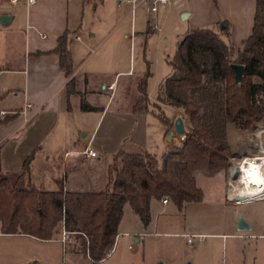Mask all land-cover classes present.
<instances>
[{
	"label": "trees",
	"instance_id": "1",
	"mask_svg": "<svg viewBox=\"0 0 264 264\" xmlns=\"http://www.w3.org/2000/svg\"><path fill=\"white\" fill-rule=\"evenodd\" d=\"M54 52L69 78L68 94H79L69 31L59 37ZM169 63L172 73L161 85L153 108L147 77L138 85L143 98L133 108L152 112L167 128L172 120L163 106L178 108L188 121L182 143L161 157L147 150L116 152L106 187L100 191L66 190L63 176L56 180V189H46L32 180L34 154L20 170H4L0 150V232L49 241L61 229L67 233L66 253L82 254L97 264L114 249L126 204L147 227L154 198H168L180 211L188 203L203 201L197 173L215 177L229 171L237 156L228 139L229 122L249 130L264 121V0H257L252 34L239 47L231 39L228 21L190 28ZM233 64L245 67L240 83ZM81 108L96 110L85 98ZM11 119L0 118V125Z\"/></svg>",
	"mask_w": 264,
	"mask_h": 264
},
{
	"label": "rangeland",
	"instance_id": "2",
	"mask_svg": "<svg viewBox=\"0 0 264 264\" xmlns=\"http://www.w3.org/2000/svg\"><path fill=\"white\" fill-rule=\"evenodd\" d=\"M188 5L187 0H171L168 4L160 5L159 10L153 14L147 3L139 5L133 12L126 0H123L121 8L118 7V0H94L87 5L78 29L87 44L82 46L79 58L84 67L104 71V78H117L119 85L115 92L113 90L112 96L110 92L90 96L89 102L102 108L77 114L73 119L74 129L76 126H84L80 137L85 133L89 137L93 135L95 142L92 146L99 156L92 160V173L77 172L69 175V189L85 190L91 184L89 178L94 177L96 187L104 190L116 144L126 135L133 134L152 140L157 129L162 128V122L152 112L140 111L135 114L132 106L134 107L138 95L141 97L139 101L143 98L138 85L145 77L150 97L149 106L153 108L155 105L161 85L172 73L169 60L175 55L178 42L191 28L192 20L187 17L186 11ZM19 7L26 12L24 0ZM118 72L121 73L117 75ZM100 77L102 76L92 79L94 83L91 80V84L96 87ZM18 94H12L1 101L0 108L21 105L22 97ZM163 110L172 121L181 116L187 128V118L182 112L179 113L178 108L164 105ZM47 123L53 133L49 138L43 136L39 147L31 146L36 138L35 131L28 135L21 132L22 135L20 133L4 147L1 155L4 170H20L24 160L34 153L32 167L43 182L48 175L47 161L58 157L60 150L63 153L77 148L70 139L73 133L68 132L65 119H49ZM43 124L44 122L39 121L37 128L43 129ZM28 125L31 122L26 127ZM172 126L174 127L173 123ZM227 130L229 143L236 150L242 145L233 165L247 155L258 153L260 138H264V121L258 122L249 130L240 129L229 122ZM181 138L184 139V136H179ZM125 140L128 141L127 138ZM172 142L166 145L173 144ZM262 146L264 147L263 143ZM168 147L158 145L156 155L161 157ZM63 172L64 170L61 173ZM232 201L219 218L224 223L223 228L204 227L202 241L197 238L194 244H189L187 237L182 235L185 218L175 208V204L171 203L163 212L155 211L149 227L143 224L130 204H127L114 249L97 264H264V199L241 204ZM241 217L251 223V230L238 229ZM154 223L158 226L155 227ZM124 232L128 234L124 235ZM238 233L248 237L233 235ZM56 237L63 241V230L59 229ZM30 241L31 243L16 242L12 238L0 237V263L24 262L27 256L30 259L28 264H92L82 254L66 253L65 242ZM19 248L23 250V255L18 259L12 256V250Z\"/></svg>",
	"mask_w": 264,
	"mask_h": 264
},
{
	"label": "crops",
	"instance_id": "3",
	"mask_svg": "<svg viewBox=\"0 0 264 264\" xmlns=\"http://www.w3.org/2000/svg\"><path fill=\"white\" fill-rule=\"evenodd\" d=\"M21 1L22 0H19L13 3L11 0H0V15L6 14L13 17L12 21L8 24L0 23V102L12 94L18 96V93H20L22 97L21 105L0 108V111H6L5 115L0 114V118L12 116L9 122L0 125L1 155L4 147L11 140L16 139L21 132L28 135L35 131L36 138L31 146L33 147L36 145L34 147H39V142L43 136L49 138L53 133L52 128L47 126L48 120L65 119L68 132L73 133V135H70V139L74 141V145L77 148L74 150H66L63 153L58 149V157H54L46 163L49 169L48 175L43 179V182L40 179V175L37 174L31 164L32 180L37 185L53 190L57 188L56 180L63 176L66 190L100 191L99 188L96 187V179H94V177L89 178L91 184L90 186L88 185L89 188L85 190H71L67 187V179L70 174L77 172L92 173V160L99 156L92 157L83 152L88 147L95 150L92 146L95 142L93 135L89 137V134L85 133L83 137H80V133L84 131V126H76L75 129L73 127L75 115L95 111L82 110V98H85L89 102V97L97 95L98 93L110 92L112 96L119 85V80L117 78L111 80L104 78L103 76L106 74L104 71L101 72L102 70L93 67H84L79 58L82 46L87 43L81 37L78 29L81 26V21L85 10H87V5L94 0H36V2L31 5L28 4L27 0H24L26 6L25 13L23 8L19 7ZM101 1L106 2L107 0ZM187 1L189 5L186 11H188L187 17L192 20L191 28L208 27L222 21H228L231 25V39L236 47H239L242 42L252 34L257 0ZM122 2L123 0H118V7H122ZM67 31L70 32V50L75 66L74 75L77 79L78 90L80 91L79 94L72 95H69L67 91L69 78L61 67L60 56L54 52V49L58 45L59 37ZM40 33H43L45 37ZM120 73L121 72H118L117 75ZM99 75L102 77H100L101 79L95 87V85L91 84V80L97 79ZM92 81L94 83V80ZM111 83H115L114 92L108 88ZM140 98V95H138L137 99H135L136 103ZM27 103H31L32 107L28 109L25 114L24 110ZM89 103L92 104L91 102ZM92 105L95 106L96 109L102 108L95 104ZM178 111L179 113L181 112L179 109ZM132 112L138 114V112L134 111L133 106ZM26 117H28V121H25ZM39 121L44 122L43 125H45V127L43 129L37 128ZM175 121L176 119H174L172 123L174 124ZM29 122H31V125L26 127ZM172 127L173 126L167 128L163 125L162 128L157 129L152 140L143 138V136L125 134V138L121 139V141L116 144L113 155L120 150H147L156 155L155 151L158 145L169 146L168 150L173 146L180 145L183 138L179 139V136H184L183 134L175 135L172 139L173 142L167 140L168 132ZM126 138L128 141L125 140ZM170 142L173 144L166 145V143ZM262 142L264 145V138ZM230 146L236 154H239L242 150V145H240L238 150L231 144ZM61 164L63 168L60 169L59 166ZM63 170L64 172L61 173ZM233 173L234 165L229 171L221 172L215 177H206L200 172L197 173L198 186L204 191L203 201L188 203L183 211H180L175 205V208H177L185 218L184 232L182 235L198 234L204 236V227H216L218 229L220 228V230L223 228L224 223H222L219 218L225 207H227L230 202H233L227 197V180ZM171 203L172 202L169 201L165 204L163 200L152 199V221L149 225L153 222L154 212L159 210L161 212L165 211ZM154 226L156 227L158 224L154 223ZM125 234L128 233L124 232V235ZM119 235L120 231L118 236ZM233 235L236 237H248L241 233ZM0 237L12 238V241L16 242L31 243L30 240L32 239L39 240L25 234H5L2 232H0ZM49 241H60L63 243V241L58 238ZM22 253L23 250L21 248L12 250V256L15 258L23 255ZM29 261L30 259L26 256L24 262H16L14 264H28Z\"/></svg>",
	"mask_w": 264,
	"mask_h": 264
},
{
	"label": "built area",
	"instance_id": "4",
	"mask_svg": "<svg viewBox=\"0 0 264 264\" xmlns=\"http://www.w3.org/2000/svg\"><path fill=\"white\" fill-rule=\"evenodd\" d=\"M11 1L13 3H16L19 0H11ZM27 1H28V4H30V5L36 2V0H27ZM170 1L171 0H126V2L132 6L133 12H135V10L137 9V7L139 5L147 3L149 11L151 14L156 13L159 10L160 5L168 4ZM40 34L45 37V35L43 33H40ZM108 88L111 90H114L115 89V83H111L108 86ZM31 107H32L31 103H27L26 108L24 110V113L26 114L27 110L30 109ZM0 114L5 115L6 111L2 110V111H0ZM25 121H28V117L25 118ZM258 127L256 129H259ZM261 131H262V129L260 130V133H261ZM258 149L259 150H258L257 154L247 155L242 160H240L238 163H236L234 165V167L238 168L237 174H234V173L231 174V176L227 180V197L231 200H234L236 203H247V202H252L255 200L264 199V195L258 199H247L246 197H243L241 195V193L247 187L246 183H245V179L247 177V171H246L244 166H246V165L247 166H253L255 164H258L259 167H257V169L259 170L261 165H262L261 163H264V147L262 146V149H260V148H258ZM83 152L87 155L92 156V157L98 156V153L90 147H88ZM258 174L259 173L256 174V179H258L257 184L260 186H263L264 185V169H263V172H261L259 175ZM237 196L241 197V199H239V200L236 199ZM163 202L165 204H167L169 202L168 198H164ZM63 233H64L63 242H65V240L67 238V233H66V231H64ZM185 236L187 237V242L189 244H194L196 242L197 238H199V240L202 241V237H203V235H198V234H186Z\"/></svg>",
	"mask_w": 264,
	"mask_h": 264
},
{
	"label": "water",
	"instance_id": "5",
	"mask_svg": "<svg viewBox=\"0 0 264 264\" xmlns=\"http://www.w3.org/2000/svg\"><path fill=\"white\" fill-rule=\"evenodd\" d=\"M13 17L11 15H0V23L1 24H8L12 21ZM235 75H236V80L238 83H240L243 79L244 72H245V67L242 64H233L232 65ZM186 132V127L184 124V120L182 117H178L174 123V127L170 129L167 135V140L172 141L175 135L177 134H183ZM238 168L234 167V174H237ZM236 199H241V197L237 196ZM252 225L250 222H248L246 219L241 217L238 221V229L240 231H249L251 230Z\"/></svg>",
	"mask_w": 264,
	"mask_h": 264
},
{
	"label": "bare ground",
	"instance_id": "6",
	"mask_svg": "<svg viewBox=\"0 0 264 264\" xmlns=\"http://www.w3.org/2000/svg\"><path fill=\"white\" fill-rule=\"evenodd\" d=\"M259 148L262 149V136L260 138V141H259ZM261 167L260 169L258 170L257 167L258 164H255L253 166H244L246 171H247V177L245 179V183H246V188L245 190L241 193V195L243 197H246L247 199H258V198H261L263 195H264V185L263 186H260L257 184V180L256 179V174L257 173H261L263 172V169H264V163H261ZM258 170V171H257ZM258 174V175H259Z\"/></svg>",
	"mask_w": 264,
	"mask_h": 264
}]
</instances>
